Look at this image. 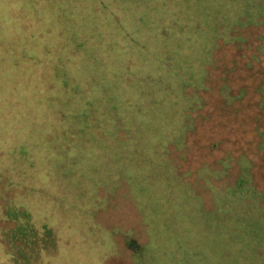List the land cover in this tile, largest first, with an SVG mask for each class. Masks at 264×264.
<instances>
[{"label":"trees","instance_id":"16d2710c","mask_svg":"<svg viewBox=\"0 0 264 264\" xmlns=\"http://www.w3.org/2000/svg\"><path fill=\"white\" fill-rule=\"evenodd\" d=\"M92 2L91 5L85 0L86 21L77 22L76 27L74 24L69 26L73 28V41L66 49L69 60L74 56L84 60L95 59L94 63L86 64L87 69H72L68 74L76 82H82L83 78L91 81L85 96L92 93L93 89L97 91L83 106V122L71 123L70 128L65 125V129L70 130L73 136L89 134L86 139L89 140V150L85 149V153L72 157L67 154L51 155L50 159V154L41 153L26 142L28 145H23V153H17V156L21 157L24 167L35 173L37 183L32 188L24 179L19 180L16 186L22 196H33L35 192L36 199L38 192H46L56 197L55 191L47 187L50 181L57 186L69 179L65 173L60 174L61 170L72 164L71 171H66V174L75 181L80 169L89 167L92 170L88 171V175L93 183L90 180L83 182L87 184V194L70 193L68 201L69 209L84 212L86 227L93 228L92 224L101 228L109 227V222L99 217L101 210L116 198L114 190L127 185L129 194L124 197L129 198L141 213L147 232L151 217H157L159 209L166 207L165 214L170 211V202L167 198H161V194L187 202L184 212L189 216L182 226L186 229L190 226L201 227L207 237L201 242L199 254L190 251L185 262L264 264L263 193L253 182L250 158L244 153L230 156V152L219 157L221 167L205 175L221 178L227 174L232 160L237 164L239 173L222 188L212 184L208 186L212 206L206 208L201 196L170 165L163 149L166 139L181 144L182 136L190 127L189 123L184 122L188 118L187 112L200 102L198 91L207 88L210 66L213 65V70L220 66L216 53L222 46L247 45L248 49L254 50L256 61H261L264 72V35L258 36L253 44L242 34L243 29L264 27V0ZM142 33L145 36H141ZM128 46L131 55L140 61L131 65L136 74H141L136 83L131 82L134 77L126 72L129 67L119 61L120 50ZM144 63L146 69L143 68ZM120 67L122 74L119 83L127 88H122L119 94V88L107 83L105 76L115 74L113 69ZM129 76L131 81L127 79ZM254 92L257 94L255 107L258 109L256 125L259 126L255 129L260 135L263 131L260 118L264 109V78ZM246 94L244 89L232 94L228 86L222 83L215 88L213 97L223 111H232ZM131 129L134 132L145 131L149 136H138ZM119 130H123L125 136L117 141L115 133ZM79 141L84 142L81 137ZM159 141L163 143L160 150L156 147ZM110 145H114L116 150L104 160L101 159L102 148L108 149ZM121 147V151L118 150ZM31 149L48 157L36 160ZM92 150L95 157L89 156ZM89 160L101 166L89 164ZM40 176H45V181H39ZM82 178H79V183ZM74 186L72 191L79 192L75 190L76 184ZM98 187L107 189L108 194L99 195ZM78 202L81 204L78 205ZM9 206L21 208L22 212L14 210L10 215L14 222L11 230L7 232L5 227L1 228V245L10 254L13 264H40L43 254H53L59 248L61 236L46 223L35 224L34 210L30 204L18 205L9 198ZM85 211L91 214L88 218ZM17 212L18 216L14 217ZM2 214L3 207L0 205V216ZM167 220L170 227L169 218ZM155 222L160 228V222L156 219ZM147 247L148 244L132 248L135 264H142L138 261L145 259L142 258V250ZM115 249L119 255L117 245ZM150 255L151 252L148 258ZM193 256L199 257V260H194Z\"/></svg>","mask_w":264,"mask_h":264},{"label":"rangeland","instance_id":"374dc122","mask_svg":"<svg viewBox=\"0 0 264 264\" xmlns=\"http://www.w3.org/2000/svg\"><path fill=\"white\" fill-rule=\"evenodd\" d=\"M86 1L93 4L92 0ZM84 4L85 0H0V162L8 156L0 163V205L4 213L0 216V230L3 227L7 232L11 230L14 222L10 215L14 210L21 211V208L13 209V206H9V198H12L15 204L32 206L35 224L46 223L54 227L61 236L59 248L53 254H43L40 264H135L132 248L145 244H148L142 250V258L145 259L138 261L142 264H213L185 262L190 251L199 254L201 242L207 236L201 227L190 226L186 229L182 226L189 215L184 212L187 202L181 198L160 195L170 202V211L165 214L166 207L159 209V215L151 217L149 227H146L148 233L141 213L129 198L124 197L129 194L127 185L114 190L116 198L101 210L99 217L108 221L109 227L101 228L92 224L93 228H88L84 212L68 208L70 193L87 194L88 187L83 182H89L88 171L92 168L83 167L80 171L77 169L80 175L73 181L66 174V171H71L72 164L67 165L60 174L65 173V177L69 179L57 186L50 181L47 187L55 191L56 197H51L46 192H38L36 199L35 192L33 196H22L16 186L22 179L32 188L37 183L35 173L24 167L21 157L17 156V153H23L22 148L26 142L50 156H78L90 147L89 140H86L89 134L76 137L65 129V125L70 128L71 123L83 122V106L97 92L93 89L92 93L85 96L91 81L83 78L82 82H76L68 76L69 70L87 69L86 64L95 62L94 58L84 60L78 56L69 60L66 52L74 33L69 26L74 24L76 27L77 22L86 21ZM95 6L98 7L96 4ZM242 34L254 44L258 36L264 35V27L243 29ZM141 36L145 34L142 33ZM247 47L244 44L228 45L217 51L220 66L214 70L213 65L210 66L207 88L198 91L200 102L187 112L188 118L184 120L190 127L182 136L181 144L177 145L171 139H166L164 144L159 141L156 146L160 150V145L163 144L170 165L201 196L206 208L212 206L208 186L212 184L222 188L239 173L237 164L232 160L227 174L221 178H215L212 174L205 175L220 168L218 159L228 152L230 156L244 153L250 158L253 182L263 193L264 204V109L260 118L263 131L259 135L255 129L259 126L256 125L255 115L258 109L255 107L257 94L254 92L263 80L264 72L261 61H256L253 56L254 50ZM120 56L121 64L129 67L126 72L134 77V81L130 80V76L127 79L136 83L141 74H136L131 65L140 61L131 55L130 46L123 47ZM146 66L143 68L146 69ZM113 70L115 74L105 76L106 82L116 85L120 94L122 88L127 86L119 83L121 67ZM222 83L228 86L232 94L239 93L242 89L247 91L246 97L232 111H223L214 101L213 92ZM131 132L138 136H149L145 131L141 133L131 129ZM46 136L48 137L43 139ZM124 136L123 130L115 133L117 141ZM80 137L84 142L79 141ZM114 147L110 145L108 149L102 148L101 159L114 153ZM34 149L31 152L36 160L48 157ZM121 149L122 147L118 150ZM89 153H92L89 156L95 157L93 150ZM89 164L101 166L91 160ZM81 177L84 178L80 184ZM41 180L45 181V176H40L39 181ZM90 182L93 183L91 180ZM75 184V190L79 192L72 191ZM98 194H108V190L99 188ZM85 212L88 218L91 214ZM15 216H18V212L14 213ZM167 218L170 220V227ZM155 219L160 222V228L156 226ZM210 234L213 235V232ZM1 244L0 242V264H13L10 254ZM115 245L120 251L119 255ZM205 247L207 249L206 244ZM210 247L212 255L213 245ZM109 257H112L110 262ZM192 258L199 260L197 256Z\"/></svg>","mask_w":264,"mask_h":264}]
</instances>
